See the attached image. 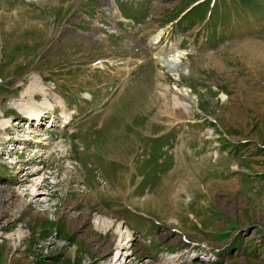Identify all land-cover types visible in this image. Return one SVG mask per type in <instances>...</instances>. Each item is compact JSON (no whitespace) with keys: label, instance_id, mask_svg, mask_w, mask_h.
I'll list each match as a JSON object with an SVG mask.
<instances>
[{"label":"rangeland","instance_id":"1","mask_svg":"<svg viewBox=\"0 0 264 264\" xmlns=\"http://www.w3.org/2000/svg\"><path fill=\"white\" fill-rule=\"evenodd\" d=\"M62 98L0 154V264H264V0H0V129Z\"/></svg>","mask_w":264,"mask_h":264},{"label":"bare ground","instance_id":"2","mask_svg":"<svg viewBox=\"0 0 264 264\" xmlns=\"http://www.w3.org/2000/svg\"><path fill=\"white\" fill-rule=\"evenodd\" d=\"M163 58V57H162ZM171 61V62H170ZM162 62H164V66H168L169 68H172L171 66L172 65H174V64H172L173 62H172V59H166V60H163L162 59ZM170 63V64H169ZM176 63V62H175ZM169 64V65H168ZM19 90V89H18ZM43 95H44V93H43ZM186 96H188V95H186ZM37 97V96H36ZM35 99V98H34ZM56 100H58V99H56ZM62 101H61V104H56V101H54L53 102V105H52V110H39V108L38 107H35L36 105H30V104H28V103H26L25 105H23L22 107V109L24 110V112H22V114H26L25 116H26V118L28 119V120H30V124H27V126H26V128H27V132L28 133H35V134H37V136L36 137H34V139H33V142H27V140L26 139H24V138H20V139H16V140H20V141H22V142H25L26 141V145H27V147H28V149L26 148V152L28 153V150H31L32 151V149L30 148V147H32V145H33V143L34 142H37V143H41V144H44L45 143V141H43V140H47L45 137H43V136H41V134L39 133V132H36V130H38V131H40L39 130V128L40 127H42L43 126V123H42V120L43 119H45V118H47V117H49V115H50V113L51 112H53V114H52V116L51 117H49L50 119H52V121H53V123H52V125H48V128H50V129H52L53 128V126H54V123L56 122V117L54 116V111L56 110V108H60L61 109V107H62V109H63V112H64V116L62 117L63 118V122H62V128H66L67 127V125H68V123L70 124V122H71V116L69 115V114H67V111H66V109H67V106H66V103H65V101H64V99L62 98L61 99ZM50 101V100H49ZM57 103H60V102H57ZM64 103V104H63ZM39 105H41L40 103H39ZM62 105V106H61ZM175 106H176V108H182V109H184V105L181 103V102H179V101H175ZM49 107H50V105H49ZM54 107V108H53ZM6 120H8V121H2L1 122V131H3V136H4V140L7 138L6 137V135H8L7 134V132H6V130L8 129V127H10L11 125H13V126H17V128H19L18 127V121L19 120H14V119H12V118H8V119H6ZM31 121L32 122H34L35 123V125H33V123H31ZM3 123V124H2ZM63 123H65V124H63ZM3 126V127H2ZM25 125H21V128L22 127H24ZM5 127V128H4ZM16 131H17V129H16ZM17 132H19V131H17ZM45 138V139H44ZM8 140V139H7ZM32 140V139H31ZM43 141V142H42ZM13 146H12V148L10 147V150L11 149H14V148H16V145L15 144H12ZM21 145H24V144H21ZM3 146H4V144L0 147V149H1V151L2 150H4V148H3ZM15 146V147H14ZM19 149H25V146H21ZM38 152H39V150H38ZM27 153H26V155H27ZM13 155L10 157V158H8V159H12V157L16 154H14V152L12 153ZM6 160V159H5ZM7 164H12V163H7ZM2 189L4 190V192L6 193V198L9 196V192H10V190L9 189H6V187H2ZM38 191V190H37ZM35 193V192H34ZM36 195V194H35ZM95 227L97 228V229H99V230H101V231H107V230H110L111 228H113V229H115V231L117 232V235L119 236V239H120V247L121 246H124L125 245V243L124 242H126L127 243V241H129L128 239H129V233L127 232V231H125L124 229H123V227L120 225V224H118L117 222H115L114 220H112V219H102V218H96V220H95ZM130 232V231H129ZM128 235V236H127ZM15 236V235H14ZM23 237H24V235L22 234V233H19L18 235H16V239L17 240H22L23 239ZM178 258L179 256H173V257H169V260H172V259H174V258ZM177 260V259H176ZM206 260H209V259H206ZM210 261V260H209ZM205 264H206V261H205Z\"/></svg>","mask_w":264,"mask_h":264}]
</instances>
